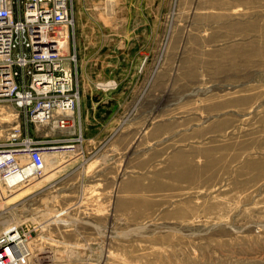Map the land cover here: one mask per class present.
Instances as JSON below:
<instances>
[{"label":"rangeland","instance_id":"1","mask_svg":"<svg viewBox=\"0 0 264 264\" xmlns=\"http://www.w3.org/2000/svg\"><path fill=\"white\" fill-rule=\"evenodd\" d=\"M77 6L82 138L0 183V233L31 264H264V0ZM17 114L0 107V140Z\"/></svg>","mask_w":264,"mask_h":264},{"label":"built area","instance_id":"2","mask_svg":"<svg viewBox=\"0 0 264 264\" xmlns=\"http://www.w3.org/2000/svg\"><path fill=\"white\" fill-rule=\"evenodd\" d=\"M74 11L75 0H0V107L13 106L23 124L0 140V183L8 188L43 172L44 159L56 150L74 147L57 137L82 138L75 126L80 88L70 51ZM44 126L48 132L34 139ZM29 250L16 228L0 233V264H31Z\"/></svg>","mask_w":264,"mask_h":264},{"label":"crops","instance_id":"3","mask_svg":"<svg viewBox=\"0 0 264 264\" xmlns=\"http://www.w3.org/2000/svg\"><path fill=\"white\" fill-rule=\"evenodd\" d=\"M75 3H76V12H75V14H76V19H78L79 20V16H77V14L79 15V12L77 11V9L79 8L77 5H78V3H79V0H75ZM121 39L122 40V42H126L127 44H129V35L127 34V35H116V36H112L111 38H108L109 39V41L111 40V41H114V40H116V39ZM108 41V42H109ZM81 82H82V98L80 99V106L81 105H84L85 106V108H84V110H83V114H85V111L87 112V115H88V108H87V106H88V104L86 103V99H85V96L83 97V92H84V89H83V87H84V78H83V76L81 75ZM79 106V107H80ZM86 109V110H85ZM80 113V112H79Z\"/></svg>","mask_w":264,"mask_h":264},{"label":"bare ground","instance_id":"4","mask_svg":"<svg viewBox=\"0 0 264 264\" xmlns=\"http://www.w3.org/2000/svg\"><path fill=\"white\" fill-rule=\"evenodd\" d=\"M67 42H68V38L65 40V45H67ZM107 87V86H106ZM48 158V160H49V162L47 161V159H45V165H46V167H49V165L52 167V165H53V167L55 166V164H56V156L55 155H51V156H48L47 157ZM48 162V165L46 164ZM45 167V168H46ZM47 169V168H46ZM20 178V177H19ZM19 180V179H18ZM8 182H12V180H9ZM17 187V186H16ZM62 213H63V211H62ZM55 215V214H54ZM60 214H58V215H56V217L57 216H59ZM55 217V218H56ZM63 222V221H62ZM9 228H6L5 230H8V229H15V227L14 226H12V225H10V226H8ZM29 249H30V245H29ZM30 251V255L32 256V258H33V255H32V252H31V249L29 250ZM31 258V259H32Z\"/></svg>","mask_w":264,"mask_h":264}]
</instances>
